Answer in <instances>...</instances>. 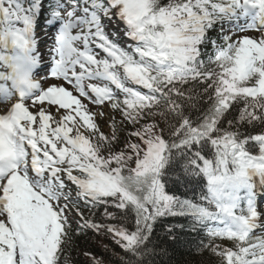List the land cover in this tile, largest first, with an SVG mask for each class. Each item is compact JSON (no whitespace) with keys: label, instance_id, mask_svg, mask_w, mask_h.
I'll list each match as a JSON object with an SVG mask.
<instances>
[{"label":"snow or ice","instance_id":"6c2138e0","mask_svg":"<svg viewBox=\"0 0 264 264\" xmlns=\"http://www.w3.org/2000/svg\"><path fill=\"white\" fill-rule=\"evenodd\" d=\"M0 67V264H70L89 234L144 264L173 215L218 264H264V0H0ZM82 100L110 106V133ZM204 180L198 202L165 191Z\"/></svg>","mask_w":264,"mask_h":264},{"label":"trees","instance_id":"16d2710c","mask_svg":"<svg viewBox=\"0 0 264 264\" xmlns=\"http://www.w3.org/2000/svg\"><path fill=\"white\" fill-rule=\"evenodd\" d=\"M162 2L167 3V0H162ZM165 191L169 195L175 194L181 199L198 202L201 194L207 191L206 181H200L197 186H180L168 183L165 186ZM99 211L102 214L103 209ZM108 222L119 223L118 221ZM127 223L129 231L134 230L132 227L134 225V214ZM189 223L190 217L184 215L164 216L156 221L151 237L152 243L149 245L148 255L144 257V264H218L216 256L197 251L196 245L204 237V232L201 231L198 235L196 232L191 231ZM169 229H171V233ZM105 246H107V252ZM86 252L90 255H85ZM113 252L123 255L120 249L114 246L110 237L105 238L89 234L87 239L77 240L66 255L69 256L70 264H89L93 256L97 259H103L105 264H120L115 257H112L111 261L108 259Z\"/></svg>","mask_w":264,"mask_h":264},{"label":"rangeland","instance_id":"374dc122","mask_svg":"<svg viewBox=\"0 0 264 264\" xmlns=\"http://www.w3.org/2000/svg\"><path fill=\"white\" fill-rule=\"evenodd\" d=\"M108 30L115 32L117 29H116V27L113 26V24H109ZM89 109L92 110L93 113H97L96 111H98V110H95L91 107H89ZM101 112H103L105 114L104 117H102V118L94 117V118L97 119L98 123L100 124L102 131H104L105 133H109V130L112 129V121H111V119H108V116L111 114V110L109 108H107L106 110H103ZM106 120H107V123H105Z\"/></svg>","mask_w":264,"mask_h":264}]
</instances>
